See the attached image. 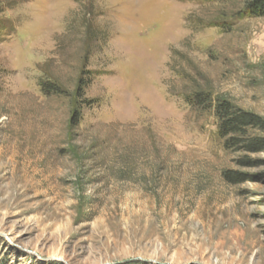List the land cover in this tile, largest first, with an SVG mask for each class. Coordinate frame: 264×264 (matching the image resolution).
<instances>
[{"label":"rangeland","instance_id":"obj_1","mask_svg":"<svg viewBox=\"0 0 264 264\" xmlns=\"http://www.w3.org/2000/svg\"><path fill=\"white\" fill-rule=\"evenodd\" d=\"M244 4L0 0V264H264V17ZM202 93L263 127L227 148Z\"/></svg>","mask_w":264,"mask_h":264},{"label":"trees","instance_id":"obj_2","mask_svg":"<svg viewBox=\"0 0 264 264\" xmlns=\"http://www.w3.org/2000/svg\"><path fill=\"white\" fill-rule=\"evenodd\" d=\"M244 3L245 4L242 14L245 17H264V0H244ZM42 87L45 92L49 93L54 92L57 89L56 87L46 83L43 84ZM77 95L79 97L82 96L81 85H79L77 89ZM188 104L200 107L206 106L207 109H212L213 114L218 122V136L221 139L230 137L229 140L225 141L227 148L236 146L238 143H242L238 140L235 141V136H243L246 133V130L249 128L258 126L263 127L258 116L253 113L243 111L222 98L216 97L213 99L207 94H196L193 96V98H191V100H188ZM78 117L79 113L74 112L72 121L78 122ZM261 142L263 143L264 141ZM244 149H247L248 151H256L258 147L251 142H245Z\"/></svg>","mask_w":264,"mask_h":264}]
</instances>
